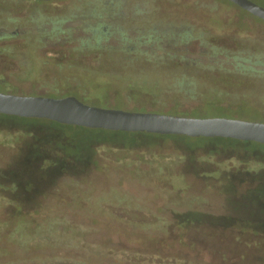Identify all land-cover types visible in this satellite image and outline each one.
Here are the masks:
<instances>
[{
	"label": "rangeland",
	"instance_id": "1",
	"mask_svg": "<svg viewBox=\"0 0 264 264\" xmlns=\"http://www.w3.org/2000/svg\"><path fill=\"white\" fill-rule=\"evenodd\" d=\"M249 1L264 8V0ZM42 3L0 0V33L18 32L0 40V52L6 51L0 53V93L264 124V21L237 6L223 0ZM6 4L15 5V14H5ZM54 23L61 31L42 35ZM98 27L112 34L96 48L130 49L126 61H135L129 71L113 70L110 80L92 71L102 49L86 48L96 45L91 31ZM255 146L58 129L0 117V197L15 203L0 209V223L11 228L46 216L96 219L92 239L104 247L184 264H264V146ZM115 152L127 163L115 161ZM150 152L164 162L153 163L144 155ZM112 191L144 208L142 216L171 222L168 233L121 228L111 222L119 216L85 210ZM188 213L226 225L180 226Z\"/></svg>",
	"mask_w": 264,
	"mask_h": 264
},
{
	"label": "trees",
	"instance_id": "2",
	"mask_svg": "<svg viewBox=\"0 0 264 264\" xmlns=\"http://www.w3.org/2000/svg\"><path fill=\"white\" fill-rule=\"evenodd\" d=\"M28 2L34 3L35 5L43 4L41 1L27 0ZM224 2L226 0H223ZM228 2V1H226ZM230 3V2H228ZM232 4V3H230ZM8 7L5 12L7 16L10 14H15V9L12 4H6ZM234 5V4H232ZM14 7L13 9H11ZM9 9V10H8ZM11 9V10H10ZM246 14L247 12L244 11ZM18 22L17 19L14 20ZM112 29H107L104 31L101 27L95 28L91 31V39L95 41L96 45H87L88 50H99L96 48L102 40L103 42L108 40L112 34ZM60 30V26H57V23L53 24L51 31H45L46 36H55ZM110 31V32H109ZM40 35H41V31ZM15 33V34H14ZM17 35L18 32H9L5 31L4 35ZM12 39V38H11ZM83 49V48H82ZM102 49V48H101ZM95 59V68L92 69L95 73L105 74L106 76L116 77L113 70L121 69L123 71H129L132 69L131 61L128 63L126 61L127 53H132L130 49H112L104 48L101 50ZM6 52L1 50L0 53ZM145 68V67H144ZM2 81V80H1ZM0 81V87H2V82ZM228 107L219 106L215 107L219 112L227 111ZM0 117L3 119L11 120H34V121H43L47 124L53 125L54 128H76L83 130H94L101 133H110L114 134H131V135H146L151 137H162V138H184L189 139L190 137L178 136V135H157V134H148L140 132H121V131H109L102 129H88L82 127H73L68 125L58 124L49 120L43 119H30V118H19L16 116H8L0 114ZM203 139H213V138H203ZM225 139V138H223ZM234 140V139H232ZM239 141V140H237ZM254 143L257 147L264 145ZM131 150V149H130ZM117 152V151H116ZM114 153L115 161L127 163L126 160L119 159L122 155ZM127 152V151H126ZM124 153V152H123ZM147 157L153 160V163L159 164L164 162L162 156L155 155L153 153L144 154ZM135 157H139L135 155ZM152 162V161H150ZM152 163V164H153ZM159 172L156 175H160L161 171L158 168ZM155 174V173H153ZM84 195H89L90 190L80 191ZM103 192L102 198H99L100 201L93 203L92 205L88 204L85 208L92 209L100 212L113 213L119 217L112 218V223H115L121 228H128L137 231H148L150 230L153 233H162L166 235L168 229L171 227V222H168L164 218H146L147 216H142L144 211L141 206L137 204H129L128 199L124 195H118L115 192H109V194L104 195ZM108 199H105L107 198ZM76 199L73 200L75 202ZM87 203V202H86ZM77 205V203H74ZM12 208L15 206V203L8 198L0 197V209L6 207ZM180 226H190L195 223H204L212 225H226L225 221L209 220L202 216L199 213H188L185 217L181 218ZM98 221L96 219H89L87 222L78 221V220H67L66 218L58 216H46L44 218H38L35 220H20L18 223L11 227L7 223H0V264H184L183 261L174 258V257H162L161 255H154L149 253H144L140 251H131L125 249L114 248L113 246L107 247L94 242L92 239V230L93 225H97ZM212 224V225H211ZM191 264V263H188Z\"/></svg>",
	"mask_w": 264,
	"mask_h": 264
},
{
	"label": "water",
	"instance_id": "3",
	"mask_svg": "<svg viewBox=\"0 0 264 264\" xmlns=\"http://www.w3.org/2000/svg\"><path fill=\"white\" fill-rule=\"evenodd\" d=\"M226 1L264 21V8L251 1ZM0 114L49 120L62 125L88 129L178 135L190 138H225L264 145V124L226 118L193 119L157 113L101 109L84 105L74 97L55 99L0 93Z\"/></svg>",
	"mask_w": 264,
	"mask_h": 264
},
{
	"label": "flooded vegetation",
	"instance_id": "4",
	"mask_svg": "<svg viewBox=\"0 0 264 264\" xmlns=\"http://www.w3.org/2000/svg\"><path fill=\"white\" fill-rule=\"evenodd\" d=\"M2 32L0 33V40H6V39H11V38H15L16 36H14V34L13 35H4V33H5V30L3 29V30H1ZM49 32V31H48ZM24 57V56H23ZM22 57V58H23ZM194 65H196V64H194ZM197 66H200V65H197Z\"/></svg>",
	"mask_w": 264,
	"mask_h": 264
}]
</instances>
